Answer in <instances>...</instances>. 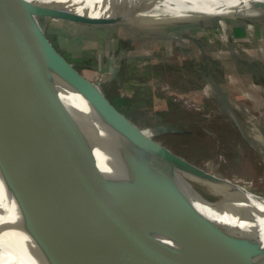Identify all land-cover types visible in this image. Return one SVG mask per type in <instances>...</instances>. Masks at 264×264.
<instances>
[{"label":"water","instance_id":"water-1","mask_svg":"<svg viewBox=\"0 0 264 264\" xmlns=\"http://www.w3.org/2000/svg\"><path fill=\"white\" fill-rule=\"evenodd\" d=\"M38 2L45 15L121 20ZM38 13L0 0V185L100 264H264V250L206 213L169 168L232 183L146 135L55 49ZM233 214L264 235L263 214Z\"/></svg>","mask_w":264,"mask_h":264},{"label":"rangeland","instance_id":"rangeland-1","mask_svg":"<svg viewBox=\"0 0 264 264\" xmlns=\"http://www.w3.org/2000/svg\"><path fill=\"white\" fill-rule=\"evenodd\" d=\"M158 5L109 23L50 14L40 22L55 49L101 89L115 81L148 93L121 109L146 135L264 198V7ZM159 97L177 106L162 119Z\"/></svg>","mask_w":264,"mask_h":264},{"label":"bare ground","instance_id":"bare-ground-1","mask_svg":"<svg viewBox=\"0 0 264 264\" xmlns=\"http://www.w3.org/2000/svg\"><path fill=\"white\" fill-rule=\"evenodd\" d=\"M27 1L33 9L39 12L37 15L39 21L43 18V16L46 18L47 15H45L44 11L39 9L40 3L38 1L41 0ZM55 1L61 2L69 9L86 13L89 16L108 18L117 17L120 19L131 16H142L144 14L146 15L148 12L151 13L153 10L148 11L149 8L156 4L161 5L162 8H167L169 11L173 9H187L194 6H212L228 9L230 6H245L248 8L255 5L259 7L264 5V0ZM219 15L220 14H218V16ZM256 93H258V91ZM248 125L249 124H247V126ZM143 132L145 133L144 130ZM252 139L253 138H251V140ZM251 140L249 141L251 142ZM169 171L172 173L179 185L191 195V197L206 213L210 214L218 221L223 222L228 227L234 229L264 250V235L250 229L243 221L236 218L233 214L235 207H238L239 205H247L251 209H254L264 215L263 197L254 194L248 191L245 187L231 181L230 182L232 184L226 185L216 183L199 176H194L178 168H169ZM0 264L100 263L89 259L63 236L56 233L49 226L36 220L28 211L24 209L15 197L10 195L0 185Z\"/></svg>","mask_w":264,"mask_h":264},{"label":"trees","instance_id":"trees-1","mask_svg":"<svg viewBox=\"0 0 264 264\" xmlns=\"http://www.w3.org/2000/svg\"><path fill=\"white\" fill-rule=\"evenodd\" d=\"M103 92L108 96V98L121 110L130 109L133 105L138 103H143L148 101L146 96L148 95L142 88L136 87L133 89H125L124 87L119 86L115 81L111 84L105 85ZM153 95L150 96V98ZM152 101V100H151ZM154 102L159 103L161 107L155 109V116L162 119L165 118L168 114H171L176 109V104L169 99H154ZM192 132V131H191Z\"/></svg>","mask_w":264,"mask_h":264}]
</instances>
